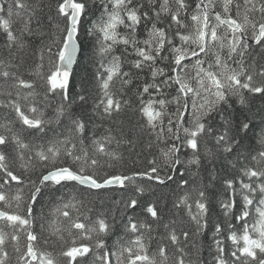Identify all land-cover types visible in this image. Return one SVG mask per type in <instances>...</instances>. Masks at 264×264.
<instances>
[{
    "label": "snow or ice",
    "instance_id": "snow-or-ice-1",
    "mask_svg": "<svg viewBox=\"0 0 264 264\" xmlns=\"http://www.w3.org/2000/svg\"><path fill=\"white\" fill-rule=\"evenodd\" d=\"M0 264H264V0H0Z\"/></svg>",
    "mask_w": 264,
    "mask_h": 264
},
{
    "label": "trees",
    "instance_id": "trees-1",
    "mask_svg": "<svg viewBox=\"0 0 264 264\" xmlns=\"http://www.w3.org/2000/svg\"><path fill=\"white\" fill-rule=\"evenodd\" d=\"M77 72L80 74H83V72H84L83 66L81 68L77 69Z\"/></svg>",
    "mask_w": 264,
    "mask_h": 264
}]
</instances>
